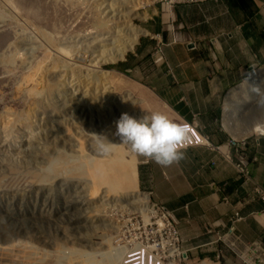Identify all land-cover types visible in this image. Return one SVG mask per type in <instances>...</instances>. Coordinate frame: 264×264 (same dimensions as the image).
<instances>
[{
    "label": "rangeland",
    "instance_id": "rangeland-1",
    "mask_svg": "<svg viewBox=\"0 0 264 264\" xmlns=\"http://www.w3.org/2000/svg\"><path fill=\"white\" fill-rule=\"evenodd\" d=\"M11 1L9 8L0 4V264L102 262L113 254L114 232L146 208L137 197L123 199L120 157L114 163L89 159L91 134L113 135L109 116L117 106L129 113L143 106L136 75L123 69L152 65L148 28L156 27L163 11L145 0ZM130 27L144 33L122 58L100 61ZM99 68L109 71L107 79L96 78ZM262 81L264 62L247 84ZM242 87L248 93L241 95V109L250 111L243 125L248 118L264 123V108L245 81ZM135 170L137 189L147 192L139 186L137 161ZM211 260L187 256L178 264Z\"/></svg>",
    "mask_w": 264,
    "mask_h": 264
},
{
    "label": "crops",
    "instance_id": "crops-1",
    "mask_svg": "<svg viewBox=\"0 0 264 264\" xmlns=\"http://www.w3.org/2000/svg\"><path fill=\"white\" fill-rule=\"evenodd\" d=\"M148 29L164 62L123 69L142 87L135 92L144 102L138 111L190 122L217 148L188 146L185 158L167 168L136 157L139 186L173 211L187 256L244 264L216 237L233 226L244 241L264 246V202L252 193L254 183L264 187V123L248 118L244 126L250 111L240 105L245 79L264 62V0L175 4ZM232 140L248 162L246 180ZM235 211L240 219L232 223Z\"/></svg>",
    "mask_w": 264,
    "mask_h": 264
},
{
    "label": "built area",
    "instance_id": "built-area-1",
    "mask_svg": "<svg viewBox=\"0 0 264 264\" xmlns=\"http://www.w3.org/2000/svg\"><path fill=\"white\" fill-rule=\"evenodd\" d=\"M146 5H159L161 11L175 3H197L202 0H145ZM156 12V9L154 8ZM153 61L162 62L160 42L156 41L152 50ZM189 128L190 139L187 146L206 145L217 148L211 144L197 127L189 122H181ZM231 144L235 145L234 141ZM235 166L239 174L246 180L248 178V162L238 146H235ZM252 193L264 202V187L257 183L252 185ZM144 215L132 214L128 216L112 237L114 247L122 252L119 264H178L185 257L182 249L183 239L177 228V220L173 212L161 203L151 200L148 202ZM264 209V208H263ZM240 219L237 212L230 217V221ZM216 240L234 251L246 264H264V246L256 242L244 241L230 226Z\"/></svg>",
    "mask_w": 264,
    "mask_h": 264
},
{
    "label": "clouds",
    "instance_id": "clouds-1",
    "mask_svg": "<svg viewBox=\"0 0 264 264\" xmlns=\"http://www.w3.org/2000/svg\"><path fill=\"white\" fill-rule=\"evenodd\" d=\"M175 4H179V3H175ZM172 6L166 7L163 12H168V10ZM245 84L249 88V91L256 97L257 105L259 107L264 108V81H262L260 85L257 84L248 85L247 79H245ZM115 129L116 130L113 133V135L119 138L121 144L128 146L130 152L136 157H143L147 160H151L155 162L157 165L164 168L171 167L174 164H178L182 159L185 158V152L183 150L186 147H188L187 144L190 139L189 128L186 125H182L174 121L173 119H170L169 116L163 112H152L150 114L143 115L142 118L139 119L130 116L128 113H121L119 119L115 121ZM91 135L94 138V147L96 152L98 154L108 155L111 152L114 143L109 141L107 134L93 133ZM234 142L236 143V141ZM234 146H238V145L235 144ZM145 193H147L148 197L150 198V193L149 192H145ZM223 247L226 248L224 245ZM226 249L230 250L228 248ZM186 257L187 255L185 254L184 259Z\"/></svg>",
    "mask_w": 264,
    "mask_h": 264
},
{
    "label": "bare ground",
    "instance_id": "bare-ground-1",
    "mask_svg": "<svg viewBox=\"0 0 264 264\" xmlns=\"http://www.w3.org/2000/svg\"><path fill=\"white\" fill-rule=\"evenodd\" d=\"M12 1L11 0H0V4L3 5V7H12ZM25 20V19H24ZM124 26H121L122 30ZM118 31V30H117ZM121 32V31H120ZM143 32V29L139 28V27H130L126 37L123 36V38H121V41H118V43H114V40L112 41L113 42V45H112V48H111V51L108 52L106 54V56L104 57V53L102 55V53L100 54L101 55V58H100V61L101 60H111V61H114V60H117V59H120L122 58V56L124 55V53L130 49L133 45V43L137 40V37L138 35H140V33ZM117 33V32H116ZM119 33V32H118ZM144 33V32H143ZM122 35V34H121ZM109 36V35H108ZM120 40V39H119ZM98 45V44H97ZM101 45V44H100ZM99 45V46H100ZM104 45V44H102ZM110 46V45H109ZM106 49V48H105ZM104 52V51H103ZM97 53V52H96ZM95 56V55H94ZM98 56V55H97ZM100 57V56H99ZM94 59V58H93ZM98 59V58H97ZM57 61V60H56ZM107 61V60H106ZM61 62V61H60ZM71 63V62H70ZM95 63V61H94ZM99 63H96V65H98ZM77 65V64H76ZM79 65V64H78ZM93 65V64H92ZM75 66V65H74ZM90 66V65H89ZM73 67V66H72ZM83 67V66H82ZM68 69V68H67ZM73 69V68H72ZM87 69V68H85ZM89 69V68H88ZM91 69H95V68H91ZM100 70L98 71V74L96 73V78L100 77L102 79H107L108 78V73L109 71L108 70H105V69H102V68H99ZM82 70V69H81ZM90 70V69H89ZM96 70V69H95ZM98 70V69H97ZM69 71V70H68ZM115 71V70H114ZM70 72V71H69ZM95 72V71H94ZM93 72V73H94ZM121 73V72H120ZM91 75V74H90ZM93 77V76H92ZM131 79V78H130ZM42 91V90H41ZM37 92V91H36ZM29 93V92H28ZM42 93V92H41ZM34 94V93H33ZM130 96L131 93H129ZM37 96V95H36ZM35 97V96H33ZM38 97H39V94H38ZM36 98V97H35ZM133 98V97H132ZM135 98V97H134ZM133 98V99H134ZM39 100V98H37ZM42 100V99H41ZM131 102L133 100H130ZM137 101V100H136ZM123 101L119 102L118 104H121ZM102 103V102H101ZM134 103V102H133ZM104 105V104H103ZM115 106V105H114ZM107 107V106H106ZM116 107V106H115ZM109 108V107H108ZM107 108V109H108ZM112 109V108H111ZM115 109V108H114ZM110 110V109H109ZM131 111V110H130ZM115 114H112L111 117L109 116L110 118V122L112 125H115V121L119 119L121 113H129V110H127V108H123L122 106L121 107H116L115 109ZM114 113V111L112 112ZM131 114H133L134 116L135 115H139L138 117L141 116V114H149L148 112H145V111H131L130 112ZM129 113V114H130ZM104 114V113H103ZM106 115H109V114H106ZM105 115V116H106ZM136 117V116H135ZM108 119V118H107ZM109 120V119H108ZM11 126V125H10ZM111 126V125H110ZM109 126V127H110ZM8 127V126H6ZM115 128V127H114ZM11 129V128H10ZM15 129V128H13ZM27 129V128H26ZM112 129V128H111ZM30 130V129H29ZM263 130H264V127H263ZM13 132V131H12ZM27 132V131H26ZM11 134V133H10ZM14 134V133H13ZM29 134V133H28ZM8 134H6L7 136ZM79 136V135H77ZM81 136V135H80ZM84 137V135H82ZM114 135L112 134H109L108 133V139L110 142L114 143V146L112 147V150L111 152L108 154V155H102V154H98L96 152V150H94L93 152V155L91 158H89L90 160L93 159V160H97V161H100V162H103V163H112L113 160H118V157H120L122 159V162L119 161V163L121 164V167H120V172L123 174L121 175L120 177V180H123L125 186H126V191L124 192V198L127 199H130V198H139L141 199V202L144 203V206L147 204L148 202V194L145 193V192H141L140 190L137 189V178H136V170H135V162H136V156H134L130 150H126L125 146L123 144L120 143L119 140L115 139L113 137ZM11 137V136H10ZM6 138V137H5ZM85 139V138H84ZM2 142V141H1ZM93 144V143H92ZM91 144V147L94 145ZM88 147V146H87ZM95 148V147H94ZM82 153V152H81ZM113 153H114V156H113ZM87 154V153H86ZM82 155V154H81ZM117 155V157H116ZM79 157V155H77ZM84 157V156H83ZM78 159V158H76ZM37 160V159H36ZM41 160H43L41 158ZM46 161V160H45ZM44 161V162H45ZM85 161V160H84ZM89 161V160H88ZM87 162V161H86ZM86 162H82V163H85ZM81 163V164H82ZM114 163V162H113ZM77 164H79L77 162ZM76 164V165H77ZM83 167H85L83 164H82ZM82 167V168H83ZM81 168V167H80ZM79 168V169H80ZM87 170V169H86ZM119 174V173H118ZM122 190V189H121ZM133 191V192H132ZM121 192V191H120ZM21 194V193H20ZM123 197V193L121 195ZM121 197V198H122ZM132 200V199H131ZM130 200V201H131ZM133 201V200H132ZM134 206V205H133ZM89 245V244H88ZM111 250L113 251V254L111 253L109 255V253L106 255V259H101L102 262H96L94 264H119V261L121 259V254L122 252L114 247L111 246ZM112 255V256H111ZM90 259V258H88ZM87 260V259H86ZM201 263H205L204 261H201ZM89 264V263H87Z\"/></svg>",
    "mask_w": 264,
    "mask_h": 264
}]
</instances>
